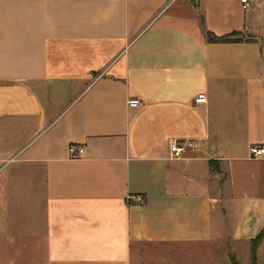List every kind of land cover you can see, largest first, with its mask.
<instances>
[{"label":"crops","instance_id":"1","mask_svg":"<svg viewBox=\"0 0 264 264\" xmlns=\"http://www.w3.org/2000/svg\"><path fill=\"white\" fill-rule=\"evenodd\" d=\"M243 6L0 0V264H141L138 244L161 264H251L264 0Z\"/></svg>","mask_w":264,"mask_h":264},{"label":"built area","instance_id":"2","mask_svg":"<svg viewBox=\"0 0 264 264\" xmlns=\"http://www.w3.org/2000/svg\"><path fill=\"white\" fill-rule=\"evenodd\" d=\"M241 2L244 4V8L247 7V0H241ZM197 102H204L205 101V95L204 94H200L198 95V97L196 98ZM128 105L130 107H135L139 105V101L137 99H133L128 101ZM186 144L182 141H178V140H171L169 142V152L171 154V157L175 158V159H179L184 157V155L186 154ZM70 152L73 156H78L79 154H81L83 152L82 148H78L76 146H71L70 147ZM250 155L252 158H264V145H255L250 147Z\"/></svg>","mask_w":264,"mask_h":264},{"label":"rangeland","instance_id":"3","mask_svg":"<svg viewBox=\"0 0 264 264\" xmlns=\"http://www.w3.org/2000/svg\"><path fill=\"white\" fill-rule=\"evenodd\" d=\"M133 253L136 254V256L139 257L138 262L136 263H141V264H161L159 262V260H157V256L160 253H163L162 249L157 248L156 246H152V245H142V244H138L133 246ZM191 258H184V260L179 261L178 259H175L173 261H171L173 264H177V263H183V264H190L189 262ZM198 262V261H197ZM244 264V263H242Z\"/></svg>","mask_w":264,"mask_h":264},{"label":"trees","instance_id":"4","mask_svg":"<svg viewBox=\"0 0 264 264\" xmlns=\"http://www.w3.org/2000/svg\"><path fill=\"white\" fill-rule=\"evenodd\" d=\"M207 40L212 43H229V42H238L241 41V37L239 33H231L223 36H216L212 33H206ZM264 240V227L260 231V233L251 240L250 243V260L251 264H257L256 262V252L260 245V243ZM235 263V262H234Z\"/></svg>","mask_w":264,"mask_h":264}]
</instances>
